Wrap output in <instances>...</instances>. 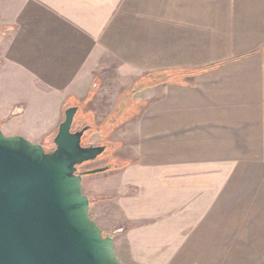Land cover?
<instances>
[{"label":"crops","instance_id":"0c3cea01","mask_svg":"<svg viewBox=\"0 0 264 264\" xmlns=\"http://www.w3.org/2000/svg\"><path fill=\"white\" fill-rule=\"evenodd\" d=\"M70 106L121 164L83 190L125 264H264V0H0L10 135Z\"/></svg>","mask_w":264,"mask_h":264},{"label":"water","instance_id":"95a60500","mask_svg":"<svg viewBox=\"0 0 264 264\" xmlns=\"http://www.w3.org/2000/svg\"><path fill=\"white\" fill-rule=\"evenodd\" d=\"M77 110H65L51 151L0 126V264H125L90 214L83 177L108 167L78 166L106 147L82 144L89 126L72 131Z\"/></svg>","mask_w":264,"mask_h":264},{"label":"rangeland","instance_id":"374dc122","mask_svg":"<svg viewBox=\"0 0 264 264\" xmlns=\"http://www.w3.org/2000/svg\"><path fill=\"white\" fill-rule=\"evenodd\" d=\"M84 108L86 109V106ZM30 116H32V115L30 114ZM63 120H64V115L62 116V118L55 120L56 126L54 128L50 127V129H47V127H42L39 125H32L28 128L26 127V129H27L26 133L30 137L37 138L40 141L39 143H41L47 151H51L56 146L54 143V137L56 136L59 123L62 122ZM31 121L33 122V121H35V119H30L28 116H27V118L23 117V118H19V119H13L11 117L0 118V126L3 129V131L5 132V134L10 135L11 133L16 132L17 130H21L22 128H20V127L27 126V123L31 122ZM41 121H42V123L43 122L47 123V120H41ZM110 121H114V120H110ZM92 124H94L95 128L91 127ZM84 126H90L91 128H90V130H88L84 134V136L82 138V144L93 145V144H89L88 140H89L91 133L93 132V129H97L98 125L94 122V119L92 118V113L90 111L85 112L82 110H78L76 112V115L74 118V122L72 125V131L80 130ZM38 132H40V135L35 136V133L38 134ZM41 132H44V133H41ZM105 139L106 138H104L102 140L105 141ZM105 147L106 148H105L104 152L97 159H100L99 161L103 163L104 160L108 158L109 159V160H107V164H108L107 167L108 168H112V167L117 166V164H120V163H117V161L113 157L114 145L107 142V144H105ZM90 162L91 161L79 165L78 171L84 172L86 170L94 169L95 167H92V165H94V164H92ZM104 167H106V166H104ZM94 174H97V173H94ZM91 175H93V174H91ZM91 203H92V200H91ZM90 214L94 220L98 221L99 225L104 229L105 233H111V230H112L111 228H115V227H117V225H119L118 215H116V217L111 215L110 217H108V219L99 217L96 214L95 207L90 208ZM120 259H122V258L120 257Z\"/></svg>","mask_w":264,"mask_h":264},{"label":"flooded vegetation","instance_id":"af4514ba","mask_svg":"<svg viewBox=\"0 0 264 264\" xmlns=\"http://www.w3.org/2000/svg\"><path fill=\"white\" fill-rule=\"evenodd\" d=\"M89 128H90V127H89ZM88 130H89V129H88ZM88 130H87V131H88ZM87 131H86V132H87ZM86 132H85V133H86ZM85 133H84V134H85Z\"/></svg>","mask_w":264,"mask_h":264},{"label":"trees","instance_id":"16d2710c","mask_svg":"<svg viewBox=\"0 0 264 264\" xmlns=\"http://www.w3.org/2000/svg\"><path fill=\"white\" fill-rule=\"evenodd\" d=\"M91 128V127H90ZM90 128H89V130H90Z\"/></svg>","mask_w":264,"mask_h":264}]
</instances>
